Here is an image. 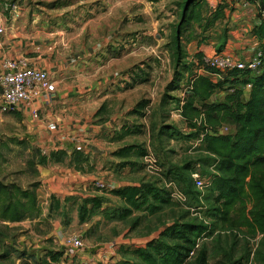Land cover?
Here are the masks:
<instances>
[{"label":"rangeland","instance_id":"obj_1","mask_svg":"<svg viewBox=\"0 0 264 264\" xmlns=\"http://www.w3.org/2000/svg\"><path fill=\"white\" fill-rule=\"evenodd\" d=\"M185 1L2 0L0 2L2 5L1 12L7 18L6 27L8 31H6L5 27V32L0 35V43H5L9 41L8 38L16 35V37L12 38L14 40H11L13 41L10 44L12 50L26 53V57H31L30 55L35 56V53L29 54L30 48L27 42L32 41L34 44H40L43 39L45 41L48 40L46 35L49 33L54 34L53 37L56 40L61 36L62 31H66L69 34L66 39L75 40L80 34L82 38L85 37L87 44L92 45L93 42L96 44L104 42L117 29H120L122 33L117 38L114 37L106 47V50L98 53L95 61L86 67L85 82L92 83L95 81L96 83L95 70L101 74L103 71L110 72L115 66L122 69L129 68L130 74L139 73L143 76L148 74V78L145 83H140L138 82L139 80L131 82L130 78L128 79L130 82L123 81V83L120 81L124 84V89L136 88L141 84L143 86L138 92L141 99L150 97L149 91L152 90L156 93L155 98L158 100L168 91V87L175 79L178 66L180 65L175 57L174 37L182 21V9ZM204 1L206 2L204 6V19L206 22L203 24L207 25L206 23L212 20L215 12L210 10L207 1ZM15 9L27 10L30 13L29 19H24V23L18 21L19 23L13 29L16 31L17 27H20L19 34H22V37H17L18 34L16 33L12 34L11 26L14 25L13 11ZM35 20H38V28L45 23L47 25L53 24V32H35L32 28V23ZM225 20L226 17L214 25V27L222 29L223 41L227 40V33L229 32L227 24L224 23ZM202 31V26L197 24L183 28L181 42L184 58L180 61L182 65L194 61L196 48L190 49L189 45L203 38ZM36 33L39 37H35ZM55 44L56 42H50L47 47L49 51L53 52L54 56L58 57L65 56L71 51L76 54V52L81 50L80 47L77 48L75 46L72 48L56 47ZM89 45L85 48L88 49ZM259 52H262L260 48L254 52L253 58L257 57ZM6 58L14 57L7 56ZM215 81L217 82L216 79ZM171 95L181 96L178 91L172 92ZM222 96L223 93L219 91L214 99L219 100ZM110 111L108 106L102 107L99 114L103 113L102 116L114 114L113 111ZM168 111L162 113L157 107L151 108L147 124H144V129L140 127L141 121L135 120L133 125L123 126L117 133L125 139L124 142H117L118 149L131 144L146 147L149 150V154L155 156L157 160L154 168L146 167L143 157L139 159L133 158L132 162L134 165H128L130 167L125 168V170H128L129 173L124 175V167H122V164L120 166V161L114 158L113 162H108V166L116 167V175L114 177L110 175L95 177L109 188L103 190L91 186L96 193L105 194L106 196L101 197H105L112 204V207L106 210L107 216L102 210H97L89 216L87 225L81 227L82 224L79 219L78 222L74 223L73 218H71L73 214H70L71 223L66 225L69 229L64 232V235L69 237L76 233L77 236L81 237L84 242L83 249L91 252V257L98 255L99 252L113 250L122 256L121 261L117 264H138L139 260L135 252L142 245H147L148 239L158 236L159 232L169 225L180 220L197 219L199 221H210L211 219L214 221L212 217L214 196L209 192L204 200L201 201L198 198L196 189L190 181L189 166L200 162L210 171L204 170L203 172L207 176H211L214 175L212 168L216 159L205 152L204 144L201 141L202 138L195 136L188 128L176 106L172 105L168 108ZM164 115H169L170 117L166 123H164ZM20 117L16 112L4 114L0 110V180L8 183L16 182L23 188H28L34 183H39L40 186L39 167L49 166L53 161L61 162L62 159L57 161L56 158L47 156L39 148L32 146L30 144L32 137L28 134L32 127L25 123L23 117ZM165 125L172 126L173 130L177 131L174 138L159 137ZM128 126L133 129L131 134H128ZM53 130L57 131V128L50 127V131ZM136 130L140 131L134 132ZM232 133H234V128L227 126L223 128L221 134ZM41 156H47L49 158L48 163L39 165ZM116 161H119L118 164H116ZM30 164H34L36 167L33 168ZM59 166L61 167V165ZM170 173L172 176L177 175L178 184L177 182L174 183L178 186V190L184 193L186 200L180 202L173 200V202L165 205L160 210L152 211L151 208L154 204L151 203L150 208L134 211L132 215L125 216L123 211L127 208L126 204L110 193L111 189L115 188V185L127 181H132L139 185L151 183L170 191L168 188L169 183L172 182L171 178H169ZM127 177H130V180ZM112 183L115 185H111ZM200 191L204 192L205 190ZM88 208L92 209V206ZM79 210L80 207H75V211L78 214ZM65 224L66 221L63 219L62 226L65 227ZM211 228L215 230V233H218L217 236L214 235L213 238L201 241V247L206 245L209 249V264H227L231 257L239 264H263L262 260L258 261L257 256H255L256 251L260 248L262 236L260 238L258 236L253 237L248 235L246 231L237 230L233 233H228L221 224L215 223ZM19 231L20 228L11 229L0 223V255L6 250L12 249L11 257L5 259V261L0 260V264H35L30 262V257L32 256L26 250H20L21 247L18 244ZM123 244H126V246ZM59 248L58 251L52 250L49 253L52 255L63 253L64 247L60 246ZM27 255L29 257L25 260L24 257ZM19 258L22 259L19 261ZM193 260L191 258L188 264H193ZM53 262L52 257L46 255L40 257L38 264H54L55 262Z\"/></svg>","mask_w":264,"mask_h":264},{"label":"crops","instance_id":"obj_2","mask_svg":"<svg viewBox=\"0 0 264 264\" xmlns=\"http://www.w3.org/2000/svg\"><path fill=\"white\" fill-rule=\"evenodd\" d=\"M206 1L209 9L213 12L220 6L225 7L226 20L224 23L227 24V29L229 30L227 33L228 38L223 41L222 29L214 27L204 35L205 41L201 47L198 46V41H195L189 45L190 49L196 48V54L200 52L204 57L223 54L241 61L253 58L254 52L261 47V43L252 34L253 28L260 23L258 6L253 3L249 5L237 4L234 0ZM1 9L2 5L0 3V27L5 28L8 21L2 15ZM13 12L15 22L13 21L14 25L11 26L12 34L16 33L18 34L17 37H22V34H19L20 27H17L16 31L13 29L17 23H24V19H29L30 13L22 9H15ZM32 28L37 33L53 32L54 29L53 24L47 25L46 23L38 28V20L32 23ZM6 31H8L7 27ZM120 33H122L120 29H117L104 42L99 44L93 42L92 45L87 44L85 37L82 38L80 34L75 40L66 39L69 34L66 31H62L61 36L56 40L53 37L54 34L49 33L46 35L48 40L45 41L43 39L40 44H34L32 41L27 42L30 48L29 54L33 52L36 57L34 55L26 57V53L12 50L10 44L13 41L11 40H14L12 38L16 37V35L8 38L9 41L0 43V64L8 59L6 58L7 56L14 57L10 59H24L30 66L51 73L57 85V91L54 95L39 97L33 102L24 103L15 111L24 118L25 123L32 127L28 132L32 137L30 140L32 146H36L47 156H51L52 153L56 152H65L61 162L53 161L49 166L39 167L41 185L37 193L42 208L41 216L16 224L0 222L3 226L11 229L20 228L18 244L22 248L20 250H26L32 256L30 257L31 263L38 264L40 257L46 256L52 250L58 251L60 246L64 247L63 256L60 260L67 258V264H117L121 261V254L115 253L113 250L99 252L98 255L93 257H91V252L84 249L75 250L69 254L66 246L67 237L64 235V232L69 229L66 225L71 223L69 218L71 213L73 214L71 218H73L74 223L78 222V219L80 221L75 207H81L84 201L90 197L105 195L96 193L91 188V186L97 188L95 183L98 180L95 177L102 175L114 177L116 175V167L108 166V162H113L114 158L120 161L119 165L121 166V161L123 160L115 157L114 154L129 145L118 149L117 142L125 141L122 135L117 134L119 130L123 126L133 125L135 120L141 121V123L139 122L140 127L144 129L150 109L157 107L161 112L162 101L167 93L156 100V93L151 90L149 91L150 97L141 99L138 92L143 85L139 84L137 87L135 86L136 88L124 89L123 83L125 81L130 82L128 81L129 78L133 82L135 74H130L129 68L122 69L121 67L118 68V66H115L110 72L103 71L101 74L95 70L96 83L95 81L92 83L85 82L86 67L95 61L98 53L104 52L112 39L114 37L117 38ZM36 35L35 37H39V35ZM50 42H56V47L72 48L75 46L77 48L80 47L81 50L76 52V54L71 51L65 56H54L53 52L49 51L47 47ZM223 42H225L224 45ZM87 45L90 46L88 49L85 48ZM195 73L205 75L214 82H216L215 79L217 82L223 80V77L211 75L201 70ZM109 86L110 88H108ZM180 95L177 98L183 99L185 96L184 92H180ZM143 100L148 101L147 116L140 118L132 115V111ZM172 105H175L176 108L178 106L176 103H172L169 107ZM106 106L114 114L111 113L110 116H102L103 113L99 114L102 107L105 108ZM34 111L39 113V118H34ZM177 111L181 115L180 109L177 108ZM168 119L166 122L169 121ZM52 126L56 127L57 131H50ZM129 126L127 129L130 128ZM119 161H116V164ZM125 168L123 169L125 170ZM127 173H129L128 170H125V173L123 172L124 175ZM127 179L130 180V177H127ZM111 185L115 184L112 183ZM133 186L140 185L132 181L122 182L119 185H115V188L111 189V191ZM101 198L104 200L102 211L112 207V204L105 197ZM72 209L74 210L72 211ZM63 219L66 221V228L62 226ZM87 221L85 223L80 221L81 227L87 225ZM162 232L163 230L159 232L158 236L148 239L146 243L159 238ZM222 233L224 234V232ZM217 234L215 233L216 236ZM123 245L126 246V244ZM145 246L144 244L141 248ZM11 250H6L0 255V260L5 261V259L10 258L12 255ZM29 255L24 257V259L26 260ZM20 259L22 258H19V261Z\"/></svg>","mask_w":264,"mask_h":264},{"label":"trees","instance_id":"obj_3","mask_svg":"<svg viewBox=\"0 0 264 264\" xmlns=\"http://www.w3.org/2000/svg\"><path fill=\"white\" fill-rule=\"evenodd\" d=\"M253 4L258 6L260 23L253 28L252 34L261 43L260 50L264 61V0H257ZM205 5L204 0H186L183 4L182 21L174 37L175 57L180 65L163 98L161 112H167L169 106L176 103L188 128L195 136L202 138L205 152L216 159L212 168L214 170L212 184L204 192L196 187L192 173L197 170V166L203 171L207 170L206 166L200 162L188 165L190 181L196 189L198 198L204 200L209 192L214 196L212 207L214 221L195 219L173 223L163 230L159 238L149 241L144 248L135 252L138 264H188L191 258L194 259L193 264H209V249L206 245L201 247V241L214 237L215 230L211 228L214 223L221 224L232 233L237 230L246 231L253 237L262 236L260 248L255 256L264 264V65L259 73L237 70L223 80L214 82L205 75L195 73L204 68L208 74H219L204 64L202 53L195 55V62L181 64L180 61L184 58L181 42L183 28L192 24L202 26L203 39L197 40L198 46L201 47L206 32L225 18V7L220 6L212 20L204 25ZM136 78L138 82L145 83L148 74L143 76L136 73L133 82L137 80ZM248 83L252 84V89L247 98L244 88ZM177 91L184 92L183 99L170 94ZM219 91L223 96L215 100ZM147 106L148 101L143 100L131 114L144 118L147 116ZM168 117L169 115H164V123ZM227 126L233 127L234 133L221 134L223 128ZM164 128L159 134L160 138L172 139L176 136L177 131H174L172 126L165 125ZM138 131L140 130L134 132ZM132 132L133 129L129 128L128 134ZM148 155L149 150L141 145L126 146L114 154L124 161H122L124 168L134 165L133 158H145ZM64 156L65 152L51 155L57 161H61ZM41 157L39 165L48 163L47 156ZM30 166L36 167L34 164ZM176 176L170 173L169 178L178 184ZM38 187L39 183L23 188L16 182L0 180V222L16 224L40 217L42 208L38 199ZM110 193L126 204L127 208L123 211L125 216L132 215L134 211L150 208L151 203L154 204L152 211H157L173 202L168 190L151 183L112 190ZM103 201V198L98 196L86 199L79 210L81 223H85L95 211L101 210ZM89 206H92V209H89ZM103 212L107 216L106 210ZM192 252H195L194 257H191ZM47 256L57 262L63 253L53 255L49 253ZM227 264L239 263L231 257Z\"/></svg>","mask_w":264,"mask_h":264},{"label":"built area","instance_id":"obj_4","mask_svg":"<svg viewBox=\"0 0 264 264\" xmlns=\"http://www.w3.org/2000/svg\"><path fill=\"white\" fill-rule=\"evenodd\" d=\"M237 4L249 5L257 0H234ZM5 32L3 27H0V35ZM262 52L257 54V57L247 61L238 60L232 56L216 54L212 57H204L203 62L207 67L215 69L219 74L216 76L225 78L231 72L241 70L250 71L254 74L259 73L264 61ZM205 72V69H201ZM252 84L248 83L244 88L246 97H249ZM0 90L1 103L0 110L4 114L12 113L18 110L24 103H30L39 97L52 96L57 91V85L53 75L46 70L37 69L30 66L24 59H6L0 64ZM34 118H39L37 111L33 112ZM223 130L221 131V133ZM146 167L153 169L157 164L155 156L149 154L144 158ZM192 178L199 190H205L211 186L213 177L207 176L200 166L192 173ZM95 186L99 189H108L109 187L98 181ZM171 197L174 201H185L186 196L178 190V186L172 181L169 183ZM67 253L84 248L83 239L77 235L67 237L66 239ZM195 256L192 252L191 257ZM55 264H67V258L61 259Z\"/></svg>","mask_w":264,"mask_h":264}]
</instances>
